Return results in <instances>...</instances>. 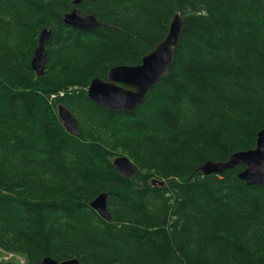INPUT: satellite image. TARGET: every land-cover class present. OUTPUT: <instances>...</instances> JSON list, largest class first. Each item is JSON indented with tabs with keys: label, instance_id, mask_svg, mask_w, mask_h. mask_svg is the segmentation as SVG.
<instances>
[{
	"label": "trees",
	"instance_id": "obj_1",
	"mask_svg": "<svg viewBox=\"0 0 264 264\" xmlns=\"http://www.w3.org/2000/svg\"><path fill=\"white\" fill-rule=\"evenodd\" d=\"M73 2L0 0V250L24 264H264V185L242 181L240 165L202 169L253 148L264 128V0ZM75 7L102 25L65 24ZM175 13L173 61L144 100L128 112L92 101L90 81L139 64ZM119 155L130 177L113 167ZM100 193L109 221L89 206Z\"/></svg>",
	"mask_w": 264,
	"mask_h": 264
},
{
	"label": "water",
	"instance_id": "obj_2",
	"mask_svg": "<svg viewBox=\"0 0 264 264\" xmlns=\"http://www.w3.org/2000/svg\"><path fill=\"white\" fill-rule=\"evenodd\" d=\"M83 0H74L80 3ZM62 20L75 28L90 31L102 25L93 15L82 13L78 8L61 15ZM183 19L175 13L169 24L164 38L150 51L142 62L136 65L120 64L107 71V79L93 78L87 88L88 97L99 105L116 111H130L140 104L149 89H151L166 73L173 61V46H177L182 31ZM50 37V30L44 28L38 39L34 56L30 62L37 75L44 73L46 51L44 44ZM58 116L65 129L70 133L78 134V124L71 112L64 106H58ZM240 165L243 170L238 177L247 185H264V128L256 133L255 146L250 149L234 152L226 161H208L202 166L205 174L221 173L223 170ZM114 168L122 177H130L135 172L131 159L119 155L113 160ZM106 193H100L89 206L103 219L110 220L111 216L106 208ZM43 264H80L78 259L70 258L57 262L45 257Z\"/></svg>",
	"mask_w": 264,
	"mask_h": 264
},
{
	"label": "bare ground",
	"instance_id": "obj_3",
	"mask_svg": "<svg viewBox=\"0 0 264 264\" xmlns=\"http://www.w3.org/2000/svg\"><path fill=\"white\" fill-rule=\"evenodd\" d=\"M83 1H91V0H83ZM82 1V2H83ZM74 3V2H73ZM81 3V2H80ZM80 3H77V4H75L74 3V5H78V4H80ZM75 8H77V7H75ZM79 10V9H78ZM71 11V10H70ZM68 12V11H67ZM182 18V17H181ZM62 19V18H61ZM63 21V20H62ZM64 22V21H63ZM65 23V22H64ZM66 24V23H65ZM68 25V24H67ZM70 26V25H69ZM71 27H73V26H71ZM49 29V28H48ZM43 30V29H42ZM41 30V31H42ZM50 30V29H49ZM40 31V32H41ZM50 34H51V31H50ZM50 38V37H49ZM38 39H39V37H38ZM49 40V39H48ZM47 40V41H48ZM46 41V42H47ZM44 47H45V44H44ZM176 46H173L172 48H173V56H174V48H175ZM46 51V50H45ZM148 55H150V52L149 53H147L146 55H144L143 57H142V59H141V62L143 61V59L146 57V56H148ZM33 56H34V53H33ZM33 58V57H32ZM32 58H31V60H32ZM31 62V61H30ZM31 65V64H30ZM45 66H46V64H45ZM32 68V67H31ZM34 71V70H33ZM44 71H45V68H44ZM35 72V71H34ZM35 74H36V72H35ZM44 74V73H43ZM42 74V75H43ZM37 75V74H36ZM41 75V76H42ZM37 76H39V75H37ZM106 79H107V75H106ZM106 79H102V80H106ZM89 86V85H88ZM88 88V87H87ZM87 88H86V93H87ZM150 90V89H149ZM148 90V91H149ZM147 91V92H148ZM61 94H62V92H60ZM147 94V93H146ZM88 96V95H87ZM146 97V96H145ZM93 101V100H92ZM95 102V101H94ZM96 103V102H95ZM98 104V103H97ZM59 105H62V104H59ZM58 105V106H59ZM58 106H57V114H58ZM63 106V105H62ZM65 107V106H64ZM103 107V106H102ZM66 108V107H65ZM135 108V107H134ZM67 109V108H66ZM68 110V109H67ZM69 111V110H68ZM114 111H116V110H114ZM70 112V111H69ZM125 112H128V111H125ZM72 113V112H71ZM72 115L74 116V114L72 113ZM59 117V116H58ZM74 118H75V116H74ZM60 119V118H59ZM76 119V118H75ZM61 120V119H60ZM76 121H77V119H76ZM61 123H62V121H61ZM77 124H78V122H77ZM62 125H63V123H62ZM63 127H64V125H63ZM65 128V127H64ZM78 132H79V126H78ZM73 135V134H72ZM212 162H214V161H212ZM112 164H113V162H112ZM206 164V163H205ZM204 164V165H205ZM134 165V164H133ZM114 167V166H113ZM118 172V171H117ZM119 173V172H118ZM240 173V172H239ZM238 173V174H239ZM120 174V173H119ZM121 175V174H120ZM122 176V175H121ZM162 183V182H161ZM99 195V194H98ZM106 200H107V198H106ZM107 203V202H106ZM106 206H107V204H106ZM109 213V212H108ZM112 216V215H111ZM0 263H10V264H24L25 262H24V258L21 256V255H19V254H16V253H13V252H8V251H5V250H0ZM22 258V259H21ZM75 258V257H74ZM54 260H56L55 258H54ZM58 260V259H57ZM65 260V259H64ZM61 261V260H60Z\"/></svg>",
	"mask_w": 264,
	"mask_h": 264
},
{
	"label": "rangeland",
	"instance_id": "obj_4",
	"mask_svg": "<svg viewBox=\"0 0 264 264\" xmlns=\"http://www.w3.org/2000/svg\"><path fill=\"white\" fill-rule=\"evenodd\" d=\"M126 156V155H125ZM132 162V161H131ZM133 163V162H132ZM1 256V255H0ZM22 259V258H21Z\"/></svg>",
	"mask_w": 264,
	"mask_h": 264
}]
</instances>
